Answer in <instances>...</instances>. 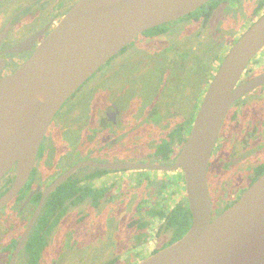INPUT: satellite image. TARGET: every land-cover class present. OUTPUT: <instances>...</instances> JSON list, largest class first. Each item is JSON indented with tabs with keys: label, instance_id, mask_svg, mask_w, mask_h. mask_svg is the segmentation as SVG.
I'll return each mask as SVG.
<instances>
[{
	"label": "flooded vegetation",
	"instance_id": "af4514ba",
	"mask_svg": "<svg viewBox=\"0 0 264 264\" xmlns=\"http://www.w3.org/2000/svg\"><path fill=\"white\" fill-rule=\"evenodd\" d=\"M77 1L0 0V80ZM263 13L264 0H207L101 64L55 112L27 179L0 205V264H138L183 236L192 214L175 162L225 56ZM235 89L206 166L212 218L264 172V45ZM14 180L15 165L0 199Z\"/></svg>",
	"mask_w": 264,
	"mask_h": 264
},
{
	"label": "water",
	"instance_id": "95a60500",
	"mask_svg": "<svg viewBox=\"0 0 264 264\" xmlns=\"http://www.w3.org/2000/svg\"><path fill=\"white\" fill-rule=\"evenodd\" d=\"M207 0H78L25 63L0 80V182L15 165L25 182L43 134L64 101L138 32L190 12ZM264 45V13L233 44L199 108L175 162L185 174L191 225L138 264H264V172L236 202L212 218L206 166L232 90ZM262 80V79H258Z\"/></svg>",
	"mask_w": 264,
	"mask_h": 264
},
{
	"label": "rangeland",
	"instance_id": "374dc122",
	"mask_svg": "<svg viewBox=\"0 0 264 264\" xmlns=\"http://www.w3.org/2000/svg\"><path fill=\"white\" fill-rule=\"evenodd\" d=\"M84 88H87V86H85ZM89 96V95H88ZM92 98V97H91ZM87 100V99H86ZM92 100H93V98H92ZM81 107V106H80ZM234 185H235V183H233Z\"/></svg>",
	"mask_w": 264,
	"mask_h": 264
}]
</instances>
